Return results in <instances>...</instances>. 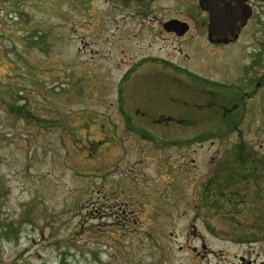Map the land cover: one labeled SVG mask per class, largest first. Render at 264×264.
<instances>
[{
	"label": "rangeland",
	"instance_id": "obj_1",
	"mask_svg": "<svg viewBox=\"0 0 264 264\" xmlns=\"http://www.w3.org/2000/svg\"><path fill=\"white\" fill-rule=\"evenodd\" d=\"M254 4L235 44L210 47L192 22L182 40L136 35L108 0H0V264H237L221 237L248 232L264 186L215 199L211 179L237 138L264 158ZM188 74L241 87L237 131L219 129L223 93ZM176 113L188 124L166 123ZM221 205L243 218L224 224Z\"/></svg>",
	"mask_w": 264,
	"mask_h": 264
},
{
	"label": "flooded vegetation",
	"instance_id": "obj_2",
	"mask_svg": "<svg viewBox=\"0 0 264 264\" xmlns=\"http://www.w3.org/2000/svg\"><path fill=\"white\" fill-rule=\"evenodd\" d=\"M108 2L114 8L116 7L124 13L123 19L126 22H136V35L154 36L155 38L166 37L173 38L175 40H182L187 37L191 31L190 23L192 22L195 23V26H197L198 29L200 28V34L204 38L205 43L210 47H228L235 44L239 39L241 32L248 27L255 16L254 0H246L245 3L250 8V16L245 26L239 32L237 38L227 44H214L207 38L208 15L205 10L200 8L199 0H108ZM170 21L187 24L188 29L184 35L177 36L175 32L167 31L164 25ZM198 81L202 82L207 80H192L191 82L197 83ZM214 84L215 85L209 83L208 86L202 85V87L208 89L209 91H216L218 89L220 94L223 93V98L219 101L220 104L223 105V108H221L222 111H219L220 113L223 112L225 115L234 114L237 129L238 125L241 123V117L238 116V112L240 113L238 107L242 103L240 101V105L238 104L239 95L242 91L241 87L236 85L222 88L220 86L219 89V86L216 83ZM202 87L200 86V88ZM232 90L233 93L231 94V98L227 99L224 95L231 93ZM227 106H229V108H227ZM199 109H201V107H199ZM195 112L206 113V109H204V111L195 110ZM168 116H170L167 117L170 122L179 126L188 124V122H185L181 118L182 114L176 113L172 116ZM162 117L163 116H160L159 118ZM221 124L224 123L220 122L219 127L225 130V124ZM240 140V138H237L236 144H234L236 146L235 150L228 149L229 151L226 150L223 155L221 163L222 172L220 177L222 178L221 190L225 194L232 185H237L236 187L238 191L236 192L242 195L246 189L254 185L255 190L252 193L254 194V201H256L259 198L258 194L260 193V188L264 186V158L259 157L255 153H251L245 144ZM241 207H243V205H221V208L223 209L222 215H224V218H222L221 221L224 224L231 222L232 219L228 217L229 214L242 216ZM245 214L250 216L247 217L249 219L245 218L247 221L244 219L245 221L242 223L240 222L239 225H248V232L235 233L231 236L228 235L231 238H227L226 236H222L221 238L225 241L230 240L236 243L239 248L238 254L235 256L237 258V264H264V205L262 207H260V205H251V209H249L248 213L245 212ZM231 217L234 218V216ZM259 226H261V229H259ZM192 236L194 238L197 237L194 233ZM201 250L202 253L208 255L214 253V251L208 249L204 244L201 245Z\"/></svg>",
	"mask_w": 264,
	"mask_h": 264
},
{
	"label": "water",
	"instance_id": "obj_3",
	"mask_svg": "<svg viewBox=\"0 0 264 264\" xmlns=\"http://www.w3.org/2000/svg\"><path fill=\"white\" fill-rule=\"evenodd\" d=\"M246 0H199V6L208 15L207 38L211 43L227 44L234 41L245 26L250 8ZM167 31L182 36L187 31L185 23L176 21L164 25Z\"/></svg>",
	"mask_w": 264,
	"mask_h": 264
},
{
	"label": "trees",
	"instance_id": "obj_4",
	"mask_svg": "<svg viewBox=\"0 0 264 264\" xmlns=\"http://www.w3.org/2000/svg\"><path fill=\"white\" fill-rule=\"evenodd\" d=\"M194 79V81H197L198 79L197 78H193ZM209 83H211L212 85H215L214 83H212V82H208V81H202V82H200V84L201 85H209ZM216 106V105H215ZM25 107L24 106H22V105H20L19 107H14L13 109H12V107H10V111L11 110H14L15 112H24V113H22L23 115H26V114H28L27 113V111H26V109H24ZM216 108L218 109V110H220V111H222V109L221 108H223V105H219V106H216ZM227 108H229V106H227ZM221 115V121L220 122H222V123H224L225 124V126H226V128H225V134H229V133H231V132H235V131H237L236 130V125H235V122H236V118L234 117L235 115L234 114H227V115H225V114H223V112L220 114ZM25 118V117H24ZM224 124H221V125H224ZM220 130H222V128L220 127L219 128ZM222 133H223V130H222ZM209 136H211V134L209 135ZM202 139H206L207 138V136H202L201 137ZM235 146V145H234ZM234 148V147H233ZM233 148H232V150H233ZM235 148H236V146H235ZM235 148H234V150H235ZM219 173V172H218ZM217 173V175H214V178H212L211 179V181H212V183H214V185H215V188H214V191H213V195H215V199L218 197V198H220V199H224L225 197L227 198V196H224V193H223V191L221 190V188H222V178H220L221 177V173L220 174H218ZM214 181V182H213ZM231 195V194H230ZM230 195H228L229 197H230ZM235 197L236 196H239V194L237 193V192H235ZM227 200H228V198H227ZM217 203V202H216ZM218 204V203H217Z\"/></svg>",
	"mask_w": 264,
	"mask_h": 264
}]
</instances>
